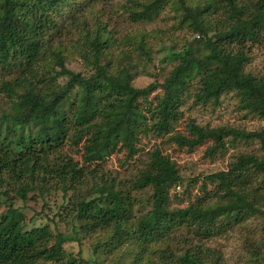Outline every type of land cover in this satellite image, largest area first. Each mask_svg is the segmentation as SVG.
I'll list each match as a JSON object with an SVG mask.
<instances>
[{
  "label": "trees",
  "instance_id": "16d2710c",
  "mask_svg": "<svg viewBox=\"0 0 264 264\" xmlns=\"http://www.w3.org/2000/svg\"><path fill=\"white\" fill-rule=\"evenodd\" d=\"M173 1L178 24H187L195 41L183 46L161 81L136 86L138 67L152 60L143 49H152L145 37L146 43L127 34L124 46L129 42L136 55L122 49L117 61L107 52L113 36L105 37L102 27L85 51L68 39L73 30L67 19L81 9L69 15L62 10L75 0H0V264L64 258L75 264L82 260L81 249L72 256L65 247L80 234L90 243L86 264L107 263L117 248L125 250L120 264H222V255L202 244L203 238L250 217L260 220L264 233V128L190 123L187 134L175 133L172 142L187 149L211 139L204 150L208 158L225 147L227 137L232 144L257 143L254 151H236L226 170L193 176L185 188L180 167L160 149L129 184L103 167L115 152L134 156L141 136L169 133L188 98L214 109L224 94L234 93L243 116L264 119V70H246L247 44L264 43V0L252 8L240 0H125L121 8L133 24L151 23ZM77 52L92 65L90 72L67 67ZM131 56H137L135 65ZM145 103L153 106L156 122L148 123L139 109ZM66 144L75 147L80 161L61 154ZM177 187L183 195L173 199ZM52 189L64 200L60 221L77 222L74 236L25 214L24 209L37 214L39 201L38 212L45 213L43 198ZM144 189H150L149 197L137 195ZM247 240L250 263L264 264V239Z\"/></svg>",
  "mask_w": 264,
  "mask_h": 264
},
{
  "label": "rangeland",
  "instance_id": "374dc122",
  "mask_svg": "<svg viewBox=\"0 0 264 264\" xmlns=\"http://www.w3.org/2000/svg\"><path fill=\"white\" fill-rule=\"evenodd\" d=\"M75 1L76 3L74 5L68 6L62 11L63 15H69V13L81 9L74 18L67 19L69 28L73 30L70 36L68 35V39L77 43L84 51L88 48V42L98 27H102L100 29L105 31V34H103L105 37L112 38L110 35L113 36L111 49H107V52H111L117 61H120L122 58L120 54L122 49V54L124 51L129 54L132 52L134 53V49L129 42L124 46V39L127 34L132 37V39L136 38L138 41L150 44L151 50L148 47H144L143 49L148 50L149 57H151L152 60L146 63V65H140L138 67L137 77L134 78L133 81L136 86H145L155 80L161 81V79H163L178 63L180 55L184 50L183 46L195 41L194 35L191 33L188 25L178 24L180 13L175 16L173 11L174 1L165 5L160 17L153 22H137L135 24L127 19L126 12L121 8V4L124 3L125 0ZM196 1L199 2L200 0ZM240 1H244L249 8H252L257 0ZM222 15L219 11L216 13L218 18L224 20L225 18ZM85 19L90 25L82 27V23ZM70 25L73 26L70 27ZM158 30L164 32L155 34ZM108 32L110 33L108 34ZM262 42H264V40H262ZM173 45L176 47L173 48ZM191 45H197V43H192ZM81 48L79 49L81 50ZM246 49L249 50L250 55V62L246 65V70L252 71L255 74H261L264 70V43H248ZM134 54L136 55V53ZM80 55V52H77L76 55L67 62V67L75 69L76 71L90 72L92 70V65L87 63L86 60L82 62V56ZM129 62L135 65L137 56H131ZM160 93V91L155 92V94ZM155 94L148 99L153 100ZM192 99L193 98H188L187 102L181 106L180 109L182 112L178 116V119L171 124L169 133L162 136H154L152 134L141 136L137 143V151L133 154L134 156H125L123 151L119 153L115 152L102 162L103 167L112 170V174L114 176L116 174L122 183L129 184L141 171L149 167L147 163L151 160L153 151L160 149L163 155L180 167L181 177L183 179L181 187L185 188L189 187L191 183H194L191 180L193 176H205L211 172L226 170L229 164L234 160V153L236 151L250 152L256 149V142H238L232 144L227 137L224 139L225 147L218 150L217 153L215 152L214 158H208L204 156V150L207 146L213 144L211 139L206 141L203 145L193 149L175 145L171 140L172 136L177 132L187 134L190 129V123L208 128L227 126L238 127L247 131L264 128V119L243 116V112L237 107V97L234 93L224 94L220 99V103L214 109L192 105ZM139 109L147 116V121L149 120L148 123L157 121L156 113L153 112L154 109L152 105L145 103L140 105ZM74 149V146L66 144L61 154L69 157L71 156L74 161H80L81 158L74 152ZM92 166H94V164H92ZM152 169L153 168H151V170ZM196 183H199V180H197ZM196 186L198 185L196 184ZM81 191H84L83 187H81ZM150 192V189H144L137 191V195L149 197ZM175 192L176 195L174 194L172 196L173 199L174 196L180 197L183 195L180 187H177ZM134 193L135 192L132 194ZM43 201L46 203L45 205H47L44 209L46 214L38 212L42 206V201L34 203V210L37 214H35L32 209H24L25 214L28 216H35L37 220L36 223L49 224L53 231L59 226L67 235L74 236L73 228L76 229L77 222L69 218L63 223L58 216L59 205L64 202L61 198V191L52 189L51 192L43 198ZM181 201L184 205L186 204L185 198H182ZM259 223V219L250 217L241 225L233 224L226 227V230L223 231L222 234L211 237L209 238L210 240L203 238L202 244L207 242L208 244H205V246L216 249L218 253L222 255V264H251L249 255L247 254L249 250V241L247 238L253 235L257 240L261 238L264 239V233L258 230ZM250 230H252L253 234H249L248 231ZM79 237L80 240L77 242H68L65 249L67 254L72 256H77L78 249H81L82 260L75 264H86L85 261L88 259L91 252L89 249L90 243L88 237L85 235L80 234ZM90 241H92L91 238ZM194 243H196V241ZM124 251L125 250L122 248H117L113 254L108 255V262L103 264H120L119 257L124 254ZM211 258L219 259V257L215 255H211ZM50 264H69V262L67 258H64L62 262L53 261V263Z\"/></svg>",
  "mask_w": 264,
  "mask_h": 264
}]
</instances>
